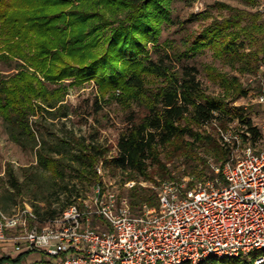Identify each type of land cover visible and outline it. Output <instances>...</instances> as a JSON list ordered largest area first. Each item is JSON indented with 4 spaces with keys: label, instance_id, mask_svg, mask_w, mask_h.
I'll return each mask as SVG.
<instances>
[{
    "label": "trees",
    "instance_id": "16d2710c",
    "mask_svg": "<svg viewBox=\"0 0 264 264\" xmlns=\"http://www.w3.org/2000/svg\"><path fill=\"white\" fill-rule=\"evenodd\" d=\"M178 1L192 7L198 0H0V63L14 68L10 76L0 77V118L11 138L35 150L34 167L55 180L76 172L75 177L93 186L103 184L96 169L102 162L111 175L122 176L120 196L127 197L132 216H140L145 205L159 206L156 192L139 182L177 178L168 163L181 161L183 175L194 179L192 187L214 178L209 160L223 165L231 159L232 149L209 127L227 130L237 120L245 129L238 130L242 143L254 148L262 137L243 108L232 106L249 92L237 76L206 65L207 76L221 88L213 95L199 80L198 68L187 63L211 50L240 74H255L264 66V24L253 11L256 0H235L242 7L217 1L214 7L227 15L201 12L212 20L200 32L180 42H161L164 30L174 23L172 6ZM88 81L95 83L105 104L117 103L126 111L114 157L109 158L110 147L98 142L97 132L89 142L74 136L51 144L38 128L42 119H68L71 112L64 101L69 87ZM99 103L95 101L100 110ZM22 171L39 188L29 168ZM5 174L10 187L20 191L22 183L11 166ZM130 181L137 184L124 189ZM77 202L70 200L57 210L48 201L44 211L37 205L33 210L47 221ZM32 253L2 255L0 264H32L27 263ZM260 254L251 260L209 257L198 264H255ZM35 264L55 263L42 259Z\"/></svg>",
    "mask_w": 264,
    "mask_h": 264
},
{
    "label": "built area",
    "instance_id": "2783aa9c",
    "mask_svg": "<svg viewBox=\"0 0 264 264\" xmlns=\"http://www.w3.org/2000/svg\"><path fill=\"white\" fill-rule=\"evenodd\" d=\"M255 11L264 24V0H256ZM258 80L256 101L264 108V66ZM220 139L232 157L211 164L213 179L190 187L193 177L171 169L177 178L152 186L159 206L145 205L140 216H132L127 197L104 181L89 201L51 220L41 221L29 206L10 214L0 209V247L40 252L55 264H198L209 257L252 259L256 252L263 254L255 264H264V127L258 149L244 145L237 131L220 130ZM240 149L243 156L234 161ZM96 169L102 175L103 163Z\"/></svg>",
    "mask_w": 264,
    "mask_h": 264
},
{
    "label": "rangeland",
    "instance_id": "374dc122",
    "mask_svg": "<svg viewBox=\"0 0 264 264\" xmlns=\"http://www.w3.org/2000/svg\"><path fill=\"white\" fill-rule=\"evenodd\" d=\"M217 1L224 2L234 7H242L235 0H198L192 7H188L185 5V3L180 1L175 2L172 6V18L174 23L164 30L161 42H164L165 40H175L180 42L183 37L200 32L203 27L209 24L212 20L211 18L207 19L201 16V12H210L214 17H222L227 15L225 10L221 11L214 7ZM197 5L199 8H197ZM253 11H255V8H253ZM193 14H196V17L190 20V17ZM187 63L198 68L199 80L203 84L204 88H206V90L213 95L221 93V88L217 83H213L207 76L205 71L206 65H213L222 73L228 74L230 76H237L240 79L243 87L249 89V92L247 96L234 101L232 106L242 107L244 113L247 114L253 125L263 132L264 108L256 101L258 92L260 90L258 72L262 66L255 74H240L234 70L230 64L220 59H216L211 50H206L198 54L194 59L189 60ZM13 73V67L0 63V77H8ZM55 87V85H52L50 88ZM96 100H99L100 102V110L95 105ZM64 103L69 107L71 116L68 119L56 121L42 119L41 125L43 127H38L40 130H42V138L51 144H58L59 139L61 138L71 140L74 136L77 138H84L87 142H89L90 135L94 132H97L98 134L96 135V139L98 142L104 147H110L109 158L114 157L117 154L116 144L119 134L125 126L124 119L126 111L123 110L117 103L105 104L102 100H100V94L93 81L70 86ZM207 130L213 133L217 138H220V130L223 132L230 131L233 133L234 131L238 132V130L242 132L245 129L239 126L237 120H234L229 123L227 130L223 129L222 127H218L217 125L216 127L211 126ZM40 141L43 142L41 138ZM258 147L259 145L255 146L256 149H258ZM242 156L243 151L240 149L233 154V159L235 161L240 159ZM212 161V159L209 160L210 166L208 172L210 173H212L211 164H214ZM180 162L181 161H177L175 163L170 162L167 164V167L170 170H175L180 178H184L186 177L183 175L184 166L181 165ZM36 164L37 157L35 150L30 148L24 149L19 146L11 138L7 123L2 118H0L1 210L10 214L19 207L29 206L30 208L34 209L35 205H37L41 208V211H44L47 208L48 201L52 203L53 209L60 210L63 205L70 200H78V202L81 204V201L79 200L89 201L94 195L95 185L93 186L85 178L82 179L75 177L74 175H76V172H73V176L68 173L65 180L56 179V181L51 176L50 172L43 169L38 170V168L34 167ZM8 166H11L19 181L22 183L20 191L12 189L9 185L8 178L5 174V170ZM75 166L77 165L75 164ZM32 167H34L33 170H31ZM23 168H29L28 173L31 172L32 178L36 180V184L39 185V188L41 189L36 188V185L28 181L27 177L24 176V172L22 171ZM101 177L105 184L109 185L113 190L119 192L120 194L122 191L121 175H111L110 168L103 164ZM159 180H157V182ZM157 182L150 183L142 181L139 182V184L145 187L153 188L152 186H155ZM124 189L128 188H126L124 185ZM70 193L72 194L71 199L69 196ZM4 206L6 208H4ZM253 254L251 255L252 259ZM2 255L17 256L18 254L8 253V251L0 247V256ZM42 259L47 260L49 258L40 252H33L28 257L27 263L29 262L35 264V262L41 261ZM249 260H251V258Z\"/></svg>",
    "mask_w": 264,
    "mask_h": 264
}]
</instances>
